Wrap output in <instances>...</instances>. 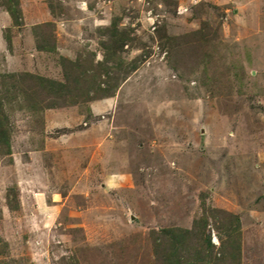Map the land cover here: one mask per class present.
Wrapping results in <instances>:
<instances>
[{
	"label": "rangeland",
	"instance_id": "374dc122",
	"mask_svg": "<svg viewBox=\"0 0 264 264\" xmlns=\"http://www.w3.org/2000/svg\"><path fill=\"white\" fill-rule=\"evenodd\" d=\"M0 264H264V0H0Z\"/></svg>",
	"mask_w": 264,
	"mask_h": 264
}]
</instances>
